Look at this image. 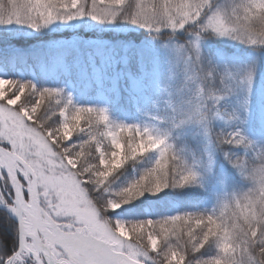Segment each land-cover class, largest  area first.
I'll list each match as a JSON object with an SVG mask.
<instances>
[{
    "label": "snow or ice",
    "instance_id": "1",
    "mask_svg": "<svg viewBox=\"0 0 264 264\" xmlns=\"http://www.w3.org/2000/svg\"><path fill=\"white\" fill-rule=\"evenodd\" d=\"M159 2V13L167 18L165 26L172 32L184 29L188 24H198L201 32L211 31L244 40L219 11H211L212 0ZM12 4L20 6H14L7 14L0 9V24L41 27L32 14L33 5L29 0H12ZM155 5L156 0H137L135 12L125 18L159 32L162 29L155 24ZM122 9L123 6L117 8L91 0L90 10L73 19L87 15L98 21L113 22ZM9 15L13 16L11 21L7 19ZM202 16L207 17L206 22H201ZM57 18L67 19L52 17ZM50 22L45 21V25ZM196 36L199 37L200 32ZM192 47L194 52L187 58L190 63L187 80L195 86L204 79L212 80L215 73L206 71L200 64L199 43H193ZM0 80L8 81L9 78L0 77ZM30 85L31 91H28ZM26 91L27 96L35 93L31 104L27 105ZM58 95L59 90L40 91L30 82L11 81L4 98L0 99V203L6 204L16 218V239L11 251L5 250V245L0 242V264H25L26 258H32L33 264H143L141 258L148 257L150 251L159 253L163 245L173 240L182 243V237L188 238L191 251L195 252L213 238L218 242L220 255L202 264H230L237 252L242 251L234 243L231 231L214 213H186L157 221L133 222L130 224L131 235L142 243H134L120 235L118 228L129 227V223L108 219L105 212L109 217V211H115L145 193L158 195L170 187L183 188L196 183L200 173L182 160L174 145L168 142L167 135H154L148 129L135 126H120L118 132L114 131L104 110L82 107L70 112L69 107L64 106L58 113L63 117L60 127L56 130L44 128L38 113L47 98ZM16 97H19L18 102ZM220 98L214 91L205 94L203 84L200 85L197 114L210 138L209 143L244 146L246 138L238 129L213 134L212 123L220 116L219 111H212L210 119L203 116L211 109L210 102ZM71 103L69 100L68 105ZM93 120L97 125L107 127L103 139H98L84 126ZM86 130L89 133L87 140L79 145L69 144L77 133ZM104 140L111 145V152L104 151ZM89 144L95 145L97 163L82 169L78 160ZM153 151L159 155L151 168L113 196L104 195L105 185L117 170L128 161ZM224 155L231 161L228 152ZM101 160L113 162L115 167L105 168L100 164ZM252 182L256 195L249 193L243 203L237 200L236 207L240 217L249 224V237L260 241L264 239V211L257 197L264 199V172L253 173ZM101 196L102 204L99 202ZM114 202L118 208L112 207ZM224 207L227 209L229 205ZM188 255L183 247L174 244L163 252L166 264H189Z\"/></svg>",
    "mask_w": 264,
    "mask_h": 264
},
{
    "label": "rangeland",
    "instance_id": "2",
    "mask_svg": "<svg viewBox=\"0 0 264 264\" xmlns=\"http://www.w3.org/2000/svg\"><path fill=\"white\" fill-rule=\"evenodd\" d=\"M98 1L102 3L104 0ZM49 4L56 10L45 12L42 9L40 15L41 25L47 26L46 30L51 33L50 36L47 35L48 37L44 36L49 47L47 64L43 66L28 64L26 67L14 69L5 68L0 64V77L9 78L8 81L0 80V99L4 98L11 81L30 82L40 91L59 90L58 96L44 101L38 113L39 122L46 129L56 130L60 127L63 117L58 113L64 106H68L70 112L82 107L104 110L109 116V126L117 132L120 126H135L141 130L148 129L154 135H167L168 142L174 145L182 160L200 173V179L183 188L170 187L158 195L145 193L144 196L124 204L121 208L114 202L112 207L118 209L109 211V217L129 223V227L118 228L120 235L132 239L134 243H142L131 235L130 224L133 222L149 219L157 221L186 213H214L220 217L225 228L231 231L234 241L233 226L243 222L236 201L241 200L242 194L254 185L232 165L224 153L228 152L232 157L246 156L256 161L258 154L264 152V46L218 34H215L217 41H207L201 30L189 32L186 30L188 25L196 24H188L176 32L163 29L156 33L145 28L143 33L149 31V35L143 34L142 40H129L131 44L123 50L104 52L103 63H100L98 56L90 49L82 48L79 37L74 34H57L62 29L77 28L81 17L76 19L73 17L79 16L80 13L72 12L79 8L81 0H51ZM53 16H63L67 19H52ZM47 20L51 22L45 25ZM134 25L137 32L140 31L142 26ZM10 26L27 28L29 25L14 23ZM197 32H200L199 37L196 36ZM34 33H38L35 28L31 30L30 35ZM16 39L21 40L20 45L29 44L24 43L26 38ZM195 42L199 43L200 64L204 68L215 67L225 76L221 82L214 75V78L205 85L206 88L211 86L221 97L210 102L212 111L220 113V116L213 120V134L238 129L251 142L248 148L210 144V138L203 126L195 120L179 126L173 124V109L182 99L192 95V90L185 85L188 84L187 68L190 66L187 58L194 52L192 45ZM250 46L258 48L246 49ZM231 50L248 52L235 55ZM105 71L117 75L122 89V99L114 93V83L105 86ZM84 78L90 80L92 90L78 89ZM28 91H31V85ZM23 92L24 89L21 88V93ZM34 95L35 93L27 96L26 91V105L31 104ZM69 100L72 102L71 105H68ZM16 101H19V97H16ZM229 115L235 118L229 119ZM84 126L98 139H103L107 130L106 126L97 125L94 120ZM88 138L89 133L86 130L77 133L69 144L79 145ZM103 148L105 152L112 150L107 140H104ZM72 151L75 152L76 149ZM158 155V152L153 151L128 161L123 168L114 173L109 184L105 185L107 191L104 195L113 196L134 182L153 166ZM81 159L86 161L85 168L97 163L94 144H89L84 149ZM100 164L105 168L115 167L113 162L105 163L101 160ZM99 202L103 203V197ZM225 204L229 205L227 209L224 207ZM0 205L7 208L6 204ZM228 209L234 210L236 215L233 216ZM173 244L176 247H183L189 253V264H202L203 261L220 255L218 242L214 238L199 252H195L191 251L188 238L182 237V243L173 240L163 245L159 253L150 251L148 257L141 258L143 264H166L163 252ZM239 255L237 252L236 257ZM25 264H33V260L26 258Z\"/></svg>",
    "mask_w": 264,
    "mask_h": 264
},
{
    "label": "trees",
    "instance_id": "3",
    "mask_svg": "<svg viewBox=\"0 0 264 264\" xmlns=\"http://www.w3.org/2000/svg\"><path fill=\"white\" fill-rule=\"evenodd\" d=\"M50 1L51 0H29V2L33 5V8L31 9L32 14L40 24V15L43 11L42 9H44L45 12L55 9L54 6H51V4H49ZM99 3L111 4L116 6L117 8L123 6V9L120 13V16H118L117 19L113 22H99L98 20H93V17L86 15L84 17H81L77 28L62 29L58 31L57 34L76 35L81 40L82 48L90 49L93 54L98 56L99 62L103 63L102 55H104V52L111 53L116 49L123 50L125 48H128V45L131 44V41L129 40H142L143 37L141 36H143V34H147L149 31L143 33L145 28L141 27L140 31L137 32L134 23L125 18L135 12L137 0H127V3H125V0H104L102 3ZM230 5L231 0H212L211 11H215L221 8H228ZM90 6L91 0H83V2L81 0L79 8L74 10L72 13H83L87 10H90ZM206 12H208V10H206ZM12 18L13 16L9 15L7 19L8 21H11ZM206 18V16H202L201 22H206ZM9 26L10 25L0 24V64L3 67L9 69L26 67L28 64H34L37 66L46 65L49 59V47L44 36L48 37L47 35H51V33L46 30V28L48 27L41 25V27L37 29L38 33L30 35L31 30L33 29L30 25L27 28H13L12 26ZM186 30L188 32L192 30L199 31L200 28L198 24L193 26L188 25L186 27ZM201 33L207 41L213 42L218 40L214 32L208 31ZM149 34L150 33H148V35ZM17 37L26 38L24 43L29 42V44L27 46L20 45L19 41L21 40L16 39ZM92 39L96 41L92 42ZM257 48V46H250L246 49L253 50ZM242 52L245 51H233L235 55H239ZM82 80L83 81L78 85V89L81 91H87L88 89L92 90L93 86L90 85V80L87 78H84ZM104 83L106 87L110 86L111 83H114V93H116L120 97V99H122V89L119 85V80L115 73L110 74L105 71ZM15 226L16 221L6 210L0 208V242H3V244L5 245V250L7 251H11L16 239L14 231Z\"/></svg>",
    "mask_w": 264,
    "mask_h": 264
},
{
    "label": "clouds",
    "instance_id": "4",
    "mask_svg": "<svg viewBox=\"0 0 264 264\" xmlns=\"http://www.w3.org/2000/svg\"><path fill=\"white\" fill-rule=\"evenodd\" d=\"M14 6L20 5H13L12 0H0V9H2L5 14L11 11ZM155 6L157 8V13L155 14L156 26L162 30L167 29L165 26L167 18L159 13V0H156ZM217 11L223 15V19L228 25L232 26L240 33L245 42L250 44L255 43V45L264 44V0H231V5L228 8H221ZM161 31L156 33H160ZM205 70L214 72L221 82L224 81L225 76L219 69L212 67L205 68ZM208 83L209 81L204 79L195 86L191 82L185 85V87H189L192 90V95L187 99H182L180 103L177 104L172 114L173 124L179 126V124H184L191 120L200 123V116L197 114L199 104L197 96L200 93V85L203 84L205 94L213 91L216 92L211 86L205 87ZM225 87H227V85H225ZM211 113L212 109H209L207 112L203 113V116L210 119ZM229 117H231V115H229ZM250 144L251 142L246 138L244 147L248 148ZM258 156L260 159H256V161L246 156H235L231 158L230 162L240 173L252 181L253 173L264 172V152L258 154ZM78 162L82 169L85 168V160L80 158ZM253 187L242 194V199L240 200L242 203L245 202L244 198L249 193L253 196L256 195L255 192H253ZM100 199H102V197H100ZM257 199L261 200V208L262 211H264V199L259 197H257ZM101 206L103 207V205ZM228 211H231L233 216L236 215L234 210L228 209ZM105 216L111 219L107 216V212H105ZM233 228V236L235 237L234 243L237 245L238 250L242 251H238L240 255L231 260L230 264H264V239L260 241L252 240L248 235L249 224L244 220L242 223L234 225Z\"/></svg>",
    "mask_w": 264,
    "mask_h": 264
},
{
    "label": "water",
    "instance_id": "5",
    "mask_svg": "<svg viewBox=\"0 0 264 264\" xmlns=\"http://www.w3.org/2000/svg\"><path fill=\"white\" fill-rule=\"evenodd\" d=\"M15 220H16V218H15Z\"/></svg>",
    "mask_w": 264,
    "mask_h": 264
}]
</instances>
